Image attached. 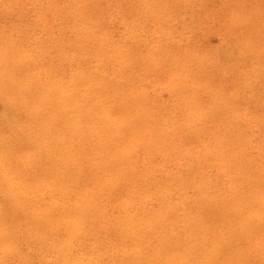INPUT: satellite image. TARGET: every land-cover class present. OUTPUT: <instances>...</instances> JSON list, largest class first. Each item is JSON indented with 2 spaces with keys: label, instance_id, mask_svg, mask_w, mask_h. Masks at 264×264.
Listing matches in <instances>:
<instances>
[{
  "label": "rangeland",
  "instance_id": "obj_1",
  "mask_svg": "<svg viewBox=\"0 0 264 264\" xmlns=\"http://www.w3.org/2000/svg\"><path fill=\"white\" fill-rule=\"evenodd\" d=\"M230 12L205 0H0V36L30 59L23 82L80 91L81 140L105 143L94 159L100 165L108 157L115 162L111 191L102 180L89 184L93 163L85 161V170L81 162L89 184L81 200H92L86 189L93 197L101 190L94 200L104 222L86 213L81 222L70 218L61 250L19 243L18 264H139L141 254L164 264L155 259L163 243L169 264L192 263L190 256L177 263L173 246L199 254L202 244L186 234L184 215L197 213L202 183L227 200L238 177L254 175L264 161V61L247 51ZM76 30L86 45L75 44ZM127 48L149 67L129 66ZM172 58L179 66L168 68ZM83 75L91 78L78 83ZM0 95L18 98L4 87ZM130 113L157 130L131 131L123 120ZM249 252L251 262L264 264L260 245L253 242Z\"/></svg>",
  "mask_w": 264,
  "mask_h": 264
},
{
  "label": "bare ground",
  "instance_id": "obj_2",
  "mask_svg": "<svg viewBox=\"0 0 264 264\" xmlns=\"http://www.w3.org/2000/svg\"><path fill=\"white\" fill-rule=\"evenodd\" d=\"M220 3L234 11L227 20L233 16L230 24L246 36L247 51H259L264 61V0H205V4L213 9ZM80 32L76 30L75 33L77 46L87 44ZM0 37L3 40L0 45V87L12 89L18 97L5 99L0 95V264H18L16 258L23 255L20 245L39 244L49 251L61 250L65 244L61 236L68 231L65 221L70 218L81 222V213H86L98 222H104L103 212L95 209L97 203L94 200L101 199V190H94L93 197L92 190L86 189L92 200H81L85 182L81 162L83 168L85 161L93 163L89 184L102 180L109 184L107 191L115 188L110 185L113 181L108 171L115 162L108 157L100 165V161L94 159L102 157L107 149L105 143L89 145L81 140L83 131L77 121L85 113V108L81 109V92L69 93L63 88L56 91L51 86L39 88L25 84L23 77L31 67L30 59ZM77 46L66 45L74 49ZM100 50L113 52L111 48ZM129 50V66L149 67L148 59L131 48L126 49ZM218 53L222 55L221 51ZM166 66H179V61L172 58ZM82 77H76L78 83L91 78L89 75ZM67 95H73V99H68ZM183 97L189 99L187 95ZM130 115L123 120L131 131L143 134L157 130L145 120L141 121L139 116L136 119ZM143 136L150 137L148 134ZM254 169L256 176L238 177L228 193L225 192V196H229L227 200L211 194V183H202L200 197L193 205L197 213L192 217L184 215L186 234L194 237L202 247L195 255L189 251L185 254L180 245H174L179 251L177 263L190 256L191 264H257L251 262L249 252L253 242L261 246V259H264V161L255 164ZM89 184H85V188ZM247 206L250 210H246ZM135 235L140 238L139 233L135 232ZM166 248L165 243L159 246L160 252L155 253V259L161 262L166 258L164 264H169L171 260L164 252ZM65 255L64 252L58 255L59 260ZM146 257L149 254H141L139 264H151Z\"/></svg>",
  "mask_w": 264,
  "mask_h": 264
}]
</instances>
